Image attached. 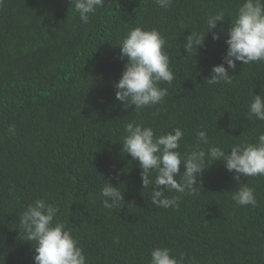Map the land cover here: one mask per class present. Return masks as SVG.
Masks as SVG:
<instances>
[{"label":"trees","instance_id":"obj_1","mask_svg":"<svg viewBox=\"0 0 264 264\" xmlns=\"http://www.w3.org/2000/svg\"><path fill=\"white\" fill-rule=\"evenodd\" d=\"M242 2L173 0L163 9L105 0L85 24L70 0H0V264H34L35 241L18 224L36 199L58 207L55 219L78 239L86 264H150L155 247L183 254L184 264H264V176H241L257 206H240L234 172L209 160L194 194L165 191L179 198L165 209L151 203L152 185L144 188L139 162L121 145L133 121L156 135L179 127L182 153L197 146L199 130L226 152L264 133V121L248 119L252 93L264 95V62L237 61L231 84L205 80L222 63ZM217 11L225 21L207 33ZM135 27L161 33L174 72L159 85L163 101L139 111L125 110L114 89L126 62L117 46ZM191 32L205 41L186 53ZM106 181L124 197L112 208L102 203Z\"/></svg>","mask_w":264,"mask_h":264},{"label":"clouds","instance_id":"obj_2","mask_svg":"<svg viewBox=\"0 0 264 264\" xmlns=\"http://www.w3.org/2000/svg\"><path fill=\"white\" fill-rule=\"evenodd\" d=\"M160 8L167 9L173 0H154ZM105 0H70L79 19L87 24L90 16L103 7ZM225 21L223 11H217L207 18V33ZM206 35L191 32L185 38L186 53L203 46ZM213 40L220 38L213 32ZM226 54L222 63L214 65L208 84L224 81L232 83L229 69L235 70L236 62L244 64L264 62V0H243L235 19L227 31ZM166 40L161 33L153 29L135 27L128 31L120 41L118 59L126 61L118 82L114 84L115 97L125 110L134 106L139 111L161 103L168 95L167 88L160 87L161 82L171 84L174 72L170 66V57L165 50ZM227 65V67H225ZM249 105L248 119L264 121V95H254ZM10 133L15 131L9 125ZM122 151L130 154L139 162L144 188L152 185L151 203L157 207H178V197H168L165 191L194 194L198 177L209 167V160L219 161L229 172H234L238 187L232 192V199L240 206H257L254 188L240 184L241 176H264V133H260L255 143L235 144L230 151L209 143L206 130L196 133L197 146L189 153H182L180 141L183 131L177 127L172 132L156 135L153 128L135 121L125 125ZM207 145V149L200 147ZM213 164V163H212ZM183 165L184 171L180 168ZM155 172V177L152 173ZM177 177L180 179L178 180ZM105 208H112L124 201L119 187L106 181L101 190ZM111 201V202H110ZM59 209L44 199H36L22 212L18 230L23 231L27 241H35L34 264H86V257L78 239L65 223L56 220ZM150 264H184L183 254L177 258L167 247H155L151 250Z\"/></svg>","mask_w":264,"mask_h":264}]
</instances>
